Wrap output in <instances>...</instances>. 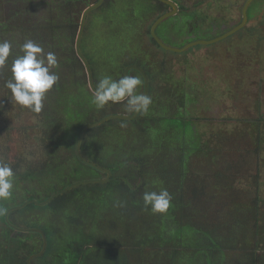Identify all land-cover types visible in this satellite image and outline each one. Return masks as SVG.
<instances>
[{"label":"rangeland","instance_id":"1","mask_svg":"<svg viewBox=\"0 0 264 264\" xmlns=\"http://www.w3.org/2000/svg\"><path fill=\"white\" fill-rule=\"evenodd\" d=\"M56 1L34 0L38 5L36 11L43 8L47 18L55 20L59 5H52L57 4ZM115 1L120 6L105 4L89 13L82 49L94 57L100 67L95 70L103 75L111 74L101 69L108 53L113 57L116 74L124 61L141 63L154 78L151 80L154 95L149 111L138 117L137 124L110 119L96 129L97 139L94 138L89 155L112 168L115 176L129 178L131 189L141 199V207L142 193L160 188H167L172 194V207L167 214H153L143 208L136 216L119 218L111 207L114 195L103 202L97 198V193L89 192L77 201L81 205L80 223L69 226L66 233L62 226L66 223L65 215L76 211L75 200L62 207L56 216L47 207L38 210L30 205L12 217L23 218L25 227L38 220L35 226L44 230L47 238L46 253L54 250V243L60 246L58 251L63 255L70 249L77 252L73 246L78 244L87 243L90 247L94 242H101L116 246L115 251L125 264H248L246 255L254 246L252 238L257 228V252L264 258V0L252 1L247 22L241 30L223 40L195 45L182 52L154 45L145 33L158 12L156 3ZM172 1L179 6V12L157 26L156 34L163 43L176 48L189 40L209 39L232 28L240 22L245 2ZM4 2L0 0V11L9 13L8 8L16 11L10 14L8 22L1 16L0 41H12L14 53L25 39L38 42L31 33L21 32L29 30L31 25L18 26V4L23 6L29 0H7V5ZM101 16L102 20L98 18ZM221 24L224 28H220ZM105 29L111 36L115 34L111 47L103 41L106 35L100 34ZM66 30L56 29L52 34L51 44L58 46L59 67L55 71L60 79L47 93L41 113H33L14 101L10 90L4 86L10 72L7 67L6 71H0V159L10 163L16 174L13 196L6 201L9 206L19 205L26 199L43 200L55 192L56 187L65 188L66 178L71 184L91 178L103 179L98 172L92 177L91 170L72 162L74 159L65 150V136L58 131L60 134H51L50 143L64 156L62 165L67 166L61 168L64 173L48 172L44 176L41 173L40 177L33 172L26 173L25 170H30L27 168L37 170L47 161L44 147L47 149L49 143L42 140L46 117L56 118L68 113L83 122L105 115L109 110L130 115L123 104L95 108L87 82L82 85L87 81L85 70L66 60L72 45L74 49L75 40L69 41ZM125 48L128 49L123 52ZM58 121L64 123L65 120ZM104 187L97 189L108 191ZM194 189L199 192L195 198ZM114 194L121 197L120 192ZM179 208L184 210V219L178 215ZM95 209L107 211L97 214ZM129 209L134 210V207L129 206ZM53 226L56 233L51 237L49 230L54 229ZM77 226L80 231L75 238ZM208 235L214 236L222 248L205 258L202 245L207 244ZM32 236L25 235L24 244L18 243L22 250V259L18 261L24 263L31 249H39L41 238ZM0 239L4 246L14 249L13 239ZM59 263L74 264V260L59 257L56 264Z\"/></svg>","mask_w":264,"mask_h":264},{"label":"trees","instance_id":"2","mask_svg":"<svg viewBox=\"0 0 264 264\" xmlns=\"http://www.w3.org/2000/svg\"><path fill=\"white\" fill-rule=\"evenodd\" d=\"M95 1L96 0H57L56 1L57 4L53 3L52 6L59 5V11L57 13V16H56L55 20H53L51 18H49V19L47 18L46 11L43 8H41L38 11H36L38 5L34 3V0H29V2L28 3L26 2V4L23 5V6H20V4H18V22H19L18 26L26 27L28 25H31V28L29 30H27V31L23 30L21 32L22 33L23 32H27L28 34L31 33L38 40V42H40L41 44L45 45L48 48L49 51L52 50V52L56 53V49H57L58 46L54 45V44H51L52 43V39H53L52 34L54 33V31L56 29H60V28L64 29V28H66L67 29L66 32H65L66 36L69 38V41L73 40L75 38V36H76L75 34H76V31H77V28H78V21H79L80 13L83 11V9L85 7H87L88 5L94 3ZM150 1H152V2L155 1L156 5L158 6L157 7L158 8V12L156 13V16L154 17V19H155L160 13L165 11V7H164L165 3L160 1V0H150ZM18 2H20V0H18ZM32 2L34 4H32ZM46 3H47L46 4V6H47L48 2H46ZM4 4L7 5V0H5ZM105 4H107L108 6L109 5L120 6V5L116 4L115 0H105L104 3L101 5V7H104ZM7 11H10V12L9 13L8 12L5 13V10H4V12L0 11V18L3 15V17L5 18V22H8L10 14L12 12H15L16 10L8 8ZM2 12H3V14H2ZM98 18L102 20V16L98 17ZM154 19L152 20V22L154 21ZM100 22H102V21H100ZM151 23H150V25H151ZM149 28L147 27V29L145 30V33L148 35L149 39L151 40V42L154 45L160 47L156 43V41L151 37L150 32H149ZM100 34H101V36L103 34L106 35L103 41L105 42V44L108 45V47H111V40H112V38H113V36L115 34L111 36V34L108 32L107 29H105L103 31L101 30ZM18 36L20 38H23L22 34H19ZM72 43L73 42H71L70 44H72ZM113 45H114V41H113ZM69 55H70V57L67 58L66 60H68L71 63H73L75 65V67H77L76 64L79 65V67H83V65L81 64V61L79 60V58L76 55L75 49H73V45L70 48ZM105 62L106 63L101 64V69L102 70H108V72H110V70H114L115 69V66H114V63H113V57H110L109 53L107 55V59L105 57ZM126 64H127L126 61H124L122 66H121V68H123ZM96 68L100 69V67L97 66V64H96V67L94 68V72H95L94 78L98 79L103 74H101L97 70H95ZM0 71L4 72V71H6V68L0 69ZM83 84H86V80L82 82V85ZM91 94H93V93L91 92ZM109 111L110 112L107 113V114H111V113H116L117 112V111H111V110H109ZM107 114H105V115H107ZM105 115H101L99 117H94L92 119H88V120H85L83 122L78 120V119H76V118H73V116L68 114V113H67L66 116H59V117H56V118L46 117L45 122L42 125V134H43L42 137H43L44 140H46L47 138L50 140L49 141V145L47 146L49 148L50 145H51V143H50L51 142V139H50L51 134L57 133V131L62 134L65 129H69V131L71 133H74L72 130H75L77 133H79L81 131L82 126L84 124H86L88 122H91L93 120H96V119H98L100 117H103ZM61 119L65 120L64 123H60V121H58V120H61ZM125 121H127V120H125ZM96 129H98V127L97 128H91V129H89L87 131V133L90 136L91 135L95 136V130ZM60 133H57V134H60ZM70 136L73 137V134H70ZM94 138L95 137H93V139ZM50 149L51 150L49 151V150L44 148V153L46 154V157H47V161L43 162L44 165H41L40 167H38L37 170L31 169V168H27V169H30V170H25V171H27L26 173L33 172V175H35L36 177H40L41 173H43L42 176L46 175V173H48V172H50V173L51 172L64 173L61 170V168L62 167L65 168L67 166L64 165L65 163H63V165H62L63 154L59 153L54 148L53 145L50 147ZM69 157H72L74 159L72 161L73 163H79L80 164V162L78 160H75L76 155H70ZM50 161H51V163H49ZM136 161H140V159L136 158ZM20 163L23 164L22 160L20 161ZM20 163L18 165H20ZM71 165H74V164H71ZM80 166H81V164H80ZM84 166L87 167L86 165H84ZM88 170H90V168H88ZM110 170H111L112 176H111V178L109 179V181L106 184L90 183V184L79 185V186H76V187L66 191L65 193H63L61 195H58L49 204H47L45 206L39 207V206H35L33 204H30V205L36 207L38 210L43 209V207H47L48 209L52 210L51 213L53 214V216H56L62 210V207H65L70 202H72L74 200L77 202L78 199H80V198L83 199L87 195H89L90 193L95 192V193H97V198L100 199L103 202L108 201V198L112 197L113 195L115 196L113 198L112 206H111L112 208H114L116 210L115 211V217L118 216L119 218H122V217H124L122 215H128V217H129L130 215H133V214L136 216V214L138 212L140 213V210H142L144 208V206L141 207V204L139 202V200H141V199H139V197L131 189L130 183H129V178H127V177L123 178L121 176L117 177V176L114 175L113 169L111 168ZM65 172L68 174L70 172V168L68 167L65 170ZM92 175H93V172H92ZM62 179H63V177H61V180ZM40 180H42V179L40 178ZM64 181H65L64 185H66V186L72 183L67 178ZM104 186L108 189V191L103 192V190L97 189V188H101V187L103 189ZM60 188H63V187L62 186L58 187V188L56 187V191H58ZM112 188H113V190H112ZM184 191L185 190L183 188V192ZM115 192H120V196L121 197L115 195L114 194ZM198 194H199L198 190L194 189L193 190L194 198ZM120 204H122L123 206H119ZM3 205L6 208L10 207L9 206L10 204L8 202L3 203ZM79 206H81V205H80L79 202H77V207L75 209L76 211L72 212V213L70 211L68 214L65 215V218H66L65 221L67 223H69V224H75V223L77 224V222H78V224L80 223L81 215L78 212H80L81 208H79ZM129 206L134 207V210H130ZM84 207H87V206L84 205ZM109 207H110V205H109ZM179 210L180 211H178V215L180 214L179 216L182 219H184L185 218V215H184V212H183L184 210L182 208H179ZM83 211H84V213L85 212L89 213V211L88 212L85 211V210H83ZM95 211H96V209H95ZM103 211H107V210H103ZM103 211H96V213L97 214H101ZM105 214H107V213H105ZM105 214H102V217H104ZM109 215H110V213H109ZM90 217L94 218L92 216V214L90 215ZM125 217H127V216H125ZM180 221L183 222L182 220H180ZM35 223H38V220L33 221L31 223V225H35ZM46 223H49V222L46 221ZM255 225H256V223H255ZM45 227L48 228V225H45ZM79 227H81V225H79ZM53 228H54V226H53ZM49 231H50L51 237H53L54 231L56 232V228L51 229ZM79 231H80V229L77 226L76 229L74 230V232H75L74 234L76 236H78L79 235ZM66 232L67 231H65V233ZM5 233H6V235L3 238H5V239L9 238L8 233L7 232H5ZM69 234H71V233H69ZM257 234H258L257 233V228H255V234H254L255 237L252 238L254 240V243H253L254 246L251 248V251L249 253H247V255H246L247 258H248V264H261V262H264V258H262L263 256L260 258V255L257 252L259 250V239L257 237L258 236ZM76 236H75V238H76ZM213 237L208 235V238H207V236H205V238L208 239L207 244L202 245V251H204L205 254H206L205 258H209L210 257V255H208L209 253L210 254L212 252H213V254L217 253L216 251H218V250H220V248H222V245H220V243H218ZM20 241H18V243ZM21 244H24V243L21 242ZM40 245H41V240H39V246ZM54 245H56V244L54 243ZM73 247L77 248V250L80 253H82V254L84 253L83 256L86 257L90 262L93 261L96 264H109L110 263V259L112 260L113 264H125L124 262L120 261V257H118V255H117V253L115 251L116 246H114L113 244H103L101 242H94V244L91 245L90 247H89V245H87V243L86 244H78L77 246H73ZM103 248H104V250H103ZM94 249H96V251ZM98 249H101L103 251H100ZM64 255H65L64 253H63V255H58L57 254V256L62 258V259H63ZM92 256H94L93 257L94 259H92ZM211 263H212V261H211ZM59 264H66V263H59Z\"/></svg>","mask_w":264,"mask_h":264},{"label":"clouds","instance_id":"3","mask_svg":"<svg viewBox=\"0 0 264 264\" xmlns=\"http://www.w3.org/2000/svg\"><path fill=\"white\" fill-rule=\"evenodd\" d=\"M8 68L10 78L4 86L10 90L14 101L23 108L39 114L45 107L47 93L59 82L55 71L59 67L56 53L46 51L38 42L28 38L13 52V42L0 41V69ZM143 81L139 76L124 75L114 78L102 75L92 89V104L104 109L109 104H123L130 114H147L152 97L141 92ZM16 174L10 163L0 159V216L7 213L3 202L13 196ZM143 206L153 214H167L172 207L173 196L167 188L159 191L145 190L142 193ZM119 206H123L120 204Z\"/></svg>","mask_w":264,"mask_h":264},{"label":"flooded vegetation","instance_id":"4","mask_svg":"<svg viewBox=\"0 0 264 264\" xmlns=\"http://www.w3.org/2000/svg\"><path fill=\"white\" fill-rule=\"evenodd\" d=\"M97 1V0H96ZM95 1V2H96ZM104 1L105 0H103V2H102V4L104 3ZM253 1V0H252ZM252 1L250 2V4L252 3ZM154 3H155V1H153ZM175 3V2H174ZM101 4V5H102ZM248 5V7H247V10H246V15H247V13L249 12L250 13V9H251V5ZM100 5V6H101ZM99 6V7H100ZM165 11L164 12H162V13H160L155 19H154V21L160 16V15H162V14H164V13H166V12H168V11H170V10H172V7L169 5V4H166L165 3ZM98 8V7H97ZM242 8H243V6H242ZM84 10V9H83ZM257 10V9H256ZM93 11V10H92ZM179 12V6L177 5V11H176V13L175 14H173V15H171V16H174V15H176L177 13ZM82 13V12H81ZM90 13V12H89ZM89 13L87 14V17H88V15H89ZM171 16H169V17H167L168 19L171 17ZM87 17H86V20H87ZM167 18H165L162 22H160L157 26L159 27L163 22H165L166 20H167ZM241 19H242V9H241ZM86 20H85V24H86ZM153 21V22H154ZM241 21V20H240ZM153 22H152V24H153ZM247 22V21H246ZM97 23V22H96ZM80 24V23H79ZM85 24H84V29H85ZM151 24V25H152ZM151 25H150V27H151ZM222 25V24H221ZM225 25V24H224ZM235 25H237V24H235ZM215 26V25H214ZM220 26V25H219ZM244 27V26H243ZM242 27V28H243ZM78 28H79V26H78ZM77 28V29H78ZM220 28H224V26L222 25V27L220 26ZM241 28V29H242ZM96 29V28H95ZM156 29H157V27H156ZM241 29H239V30H241ZM222 29H220V31H221ZM227 30H229V29H227ZM227 30H224L222 33H224V32H226ZM238 30V31H239ZM156 31V30H155ZM77 32H78V30H77ZM94 32H95V30H94ZM149 32H150V28H149ZM237 32V31H236ZM222 33H220V34H222ZM219 34V35H220ZM234 34V33H233ZM233 34H231V35H233ZM151 35V34H150ZM76 36H77V34H76ZM215 36H217V35H215ZM215 36H213V37H215ZM230 36V35H229ZM84 37V30H83V33H82V37H81V41H80V49H81V52H82V54L84 55V57L86 58V60L88 61V63H89V65H90V68H91V73H92V79H93V83H94V86L96 85V83L98 82V79H95L94 78V74H95V72H94V68L96 67V64L97 63H95L94 62V57H92V56H90L89 54H88V51H87V53H85L84 51H83V49H82V38ZM152 37V36H151ZM213 37H211V38H213ZM153 38V37H152ZM75 39H76V37H75ZM154 39V38H153ZM210 39V38H209ZM196 40V39H195ZM223 40V39H222ZM84 41V40H83ZM190 41H193V39L192 40H189V42ZM157 43V42H156ZM188 43V42H187ZM158 44V43H157ZM202 45H207V44H202ZM160 46V45H159ZM195 46V45H194ZM84 47H85V44H84ZM161 47V46H160ZM162 48V47H161ZM190 48V47H189ZM74 49H75V40H74ZM126 49H128V48H125V49H123V52L126 50ZM162 49H164V48H162ZM164 50H166V49H164ZM76 52V51H75ZM77 55V54H76ZM78 57V56H77ZM79 58V57H78ZM80 60V59H79ZM81 61V60H80ZM81 64L83 65V63L81 62ZM128 65H137V66H139L144 72H145V74H146V77H147V83H148V95L149 96H153L154 94H152V91L154 90V89H152V82H151V80H153L154 78H152L150 75H149V73H148V71L146 70V68H144L142 65H141V63H136V62H128L123 68H121L120 69V71H118V73L116 74V70L117 69H114V70H111V72H109V73H111L110 75L111 76H113L114 78H118V77H120V76H122V75H124V69H125V67H127ZM83 69L85 70V67H84V65H83ZM85 73H86V70H85ZM128 73H129V75H133L134 73H135V75L136 76H139L140 78H141V80L143 81V84H142V92L144 93V79H143V76H142V74L138 71V70H136V69H129V71H128ZM133 73V74H132ZM158 74L159 75H161V72H158ZM86 76H87V73H86ZM87 85L89 86V84H88V78H87ZM89 89H90V87H89ZM91 90V89H90ZM152 90V91H151ZM91 92H92V90H91ZM116 113H118V112H116ZM116 113H111V114H116ZM111 114H107V115H111ZM107 115H105V116H107ZM131 115V114H130ZM105 116H103V117H105ZM140 115H136V117L134 118V119H132V120H127V122L129 123V124H134V123H136L137 124V119H138V117H139ZM103 117H100V118H98V119H96V120H93V121H91V122H88V123H86V124H89V123H93V122H96V121H98V120H100L101 118H103ZM118 120V119H117ZM108 122V120L107 121H105V122H103V123H101V124H99V125H95V126H93V127H89V128H87L86 130H85V134L83 135V137H82V140L80 141V144H79V149L77 148V144H78V140H79V137H80V133H81V131L79 132V133H71L70 131H69V129H65L64 130V132L62 133L65 137H64V143H65V150H66V152H67V155L69 156V155H76V158H75V160H78L79 162H80V164L81 165H86L87 166V168H90V170L93 172V173H96V172H98L99 173V177H103V179L107 176V173L105 172V171H103V170H101V169H106V170H108L109 172H110V177H109V179L111 178V176H112V173H111V168H107V167H105V166H103L102 165V163L101 162H99L97 159H95L94 158V156H90L89 155V150H90V148H92L91 146H93V141H94V139H93V137H95V139H97V135H96V133H95V136H93V135H89L88 133H87V131L89 130V129H91V128H100V127H103L104 125H106V123ZM86 124H84L83 126H82V128L86 125ZM82 128H81V130H82ZM70 134H73V137H71L70 136ZM43 135V134H42ZM42 140H43V142H44V139H43V137H42ZM47 141H48V143H49V139L47 138L46 139ZM46 146V145H45ZM52 145H50V147H51ZM73 146V147H72ZM50 147L49 148H47V150H51L50 149ZM45 148V147H44ZM46 149V148H45ZM56 149V148H55ZM64 157V156H63ZM90 157V158H89ZM84 160H86V161H90V162H92V163H94L96 166H98V168L97 167H95L94 165H89V164H87ZM85 167V166H84ZM99 168H101V169H99ZM92 177H93V175H92ZM94 179H100V178H91V180H94ZM102 179V178H101ZM83 181H85V180H83ZM109 181V180H108ZM86 184H90V183H86ZM67 186H69V185H67ZM66 186V187H67ZM59 191V190H58ZM57 192V191H56ZM56 192H54V193H56ZM54 193H52V194H50L49 196H51V195H53ZM48 196V197H49ZM47 197V198H48ZM47 198H45V199H43V200H46ZM54 199V198H53ZM52 199V200H53ZM27 200H29V199H26V200H24V201H22L19 205H21V204H23L24 202H26ZM43 200H37V201H43ZM51 200V201H52ZM50 201V202H51ZM49 202V203H50ZM49 203H47V204H49ZM30 204H33V203H28V204H26L25 206H23L22 208H18L19 207V205H18V203H15V205H12V206H10V207H8L7 208V213H6V215H4V216H0V237H4L5 235H6V233L5 232H7L8 233V236H9V238L12 240H14L15 242H16V244L14 245V249H12V248H8V247H6V245L4 246L2 243H3V240H1L0 239V242H1V244H0V264H56V262H57V259L59 258L58 256H57V254L58 255H60V253H59V248H60V246H57V245H54V250L51 252V253H46V251H44L43 253H41V248H42V244H43V238H42V236H41V234L39 233V232H36V231H31L30 229H39V227L38 226H35V225H31L30 227H25L24 226V222H23V218H20L19 219V217H18V215H17V217H18V219L17 220H15L13 217H12V215L13 214H19L18 212H21V211H24L28 206H30ZM47 204H45V205H47ZM11 205V204H10ZM33 205H35V204H33ZM45 205H38L39 207H42V206H45ZM35 206H37V205H35ZM14 208H16V209H14ZM31 224V223H30ZM72 225H74V224H69V223H64L63 224V228H64V231H67V232H69V226H72ZM39 230H41V229H39ZM42 231H44V230H42ZM45 232V231H44ZM18 233L20 234L21 233V235H19L18 236ZM54 233H56L55 231H54ZM28 234H31V235H33L32 236V238L34 237V235H37V236H39L40 238H41V245H40V247H39V249H31V251L27 254V256H26V258H25V262L23 263V261H18V258H21L22 256V250H20L21 249V247H19V245H18V241H20V242H22V240L25 238V235H28ZM76 236V235H75ZM46 237V236H45ZM46 243H47V238H46ZM28 245H31V243H29L28 242ZM68 248L69 247H67V249L66 250H68ZM46 249V248H45ZM75 249H77V248H75ZM68 253V254H67ZM48 256H50V257H48ZM64 258H71L72 260H74V264H91V262L86 258V257H84L83 256V254L82 253H80V252H76L75 250H71L70 249V251H67L66 252V254H65V256H64ZM22 259V258H21ZM66 264H68V263H66ZM69 264H72V263H69Z\"/></svg>","mask_w":264,"mask_h":264},{"label":"water","instance_id":"5","mask_svg":"<svg viewBox=\"0 0 264 264\" xmlns=\"http://www.w3.org/2000/svg\"><path fill=\"white\" fill-rule=\"evenodd\" d=\"M160 1H162V2H164L166 4H169L172 7V10L160 15L153 22V24L150 27V34L154 38V40L158 43V45H160L162 48H164L166 50H169V51H173V52H182V51H184V50H186L189 47H192L194 45L211 44V43L220 41V40L228 37L229 35L235 33L239 29H241L246 24V21H247L246 10H247V7H248V5L250 4V2L252 0H245V2L243 4V8H242V19L237 25L233 26L232 28H230L226 32H224V33H222L220 35H217V36H215L213 38H210V39H196V40L188 42L187 44H185L182 47H177V48L169 46V45H166L165 43L162 42V40L156 34L155 30H156L157 25L160 22H162L165 18L175 14L176 11H177V5L172 0H160ZM102 2H103V0H97L96 2H94V3L88 5L87 7L84 8V10L81 13L80 24H79L77 36H76V39H75V51H76L77 56L79 57V59L81 60V62L83 63V65L85 67V70H86V73H87V78H88V84H89V87H90L91 90L95 87L94 83H93V79H92L91 68H90V65H89L88 61L86 60V58L84 57V55L81 52L80 41H81L82 33H83V30H84V24H85V20H86L87 14L89 12H91L92 10L96 9L97 7H99L102 4ZM129 69H136L142 74L143 79H144V93L148 95V83H147V77H146L145 72L137 65H128L124 69V74L127 73L129 75V73H128ZM136 115L137 114L127 115V114L116 113V114L107 115V116L101 118L100 120H98L96 122L86 124L81 130L80 137H79L78 144H77V148L79 149L80 141L82 140V137L85 134V130L87 128L93 127L95 125H99V124H101V123H103V122H105L107 120H110V119L132 120V119H134L136 117ZM84 161L87 164L94 165L95 167L98 168V166H96L94 163H92L90 161H86V160H84ZM99 169H101V168H99ZM101 170H103V171H105L107 173V176L104 179L85 180V181H82V182H77V183L70 184L69 186H67V187L57 191L53 195L49 196L46 200L37 201V200L29 199L26 202H24L23 204L19 205L18 208H22L23 206H25L28 203H33V204H35L37 206L38 205H45V204L49 203L53 198L57 197L58 195H61V194L65 193L66 191H68V190H70V189H72V188H74V187H76L77 185H80V184L98 183V182L99 183H105V182H107L109 180L110 172L108 170H106V169H101ZM14 209H16V208H14ZM30 230L39 232L41 234V236L43 238V244H42V248H41V253H43L45 251V248H46V237H45L43 231L39 230V229H30Z\"/></svg>","mask_w":264,"mask_h":264}]
</instances>
